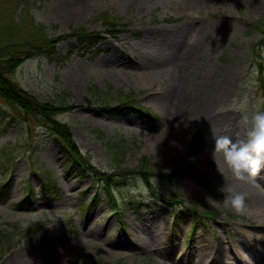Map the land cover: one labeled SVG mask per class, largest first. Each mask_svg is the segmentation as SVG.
Returning a JSON list of instances; mask_svg holds the SVG:
<instances>
[{
	"label": "rangeland",
	"instance_id": "374dc122",
	"mask_svg": "<svg viewBox=\"0 0 264 264\" xmlns=\"http://www.w3.org/2000/svg\"><path fill=\"white\" fill-rule=\"evenodd\" d=\"M179 1L0 0V31L13 20L26 25L7 43L11 54H30L11 77L66 107L58 118L82 155L116 183L111 197L56 135L0 98V264H264V171L240 183L212 154L214 137L238 131L245 140L242 117L264 111L253 65L264 0ZM30 23L54 48L36 52L20 40ZM83 29L101 38L81 46ZM178 31L200 48L179 69L153 72L171 58L153 44ZM179 84L186 99L171 113L156 96ZM49 176L57 200L43 190ZM234 192L246 193L243 215L223 207ZM32 222L40 231L23 232Z\"/></svg>",
	"mask_w": 264,
	"mask_h": 264
},
{
	"label": "trees",
	"instance_id": "16d2710c",
	"mask_svg": "<svg viewBox=\"0 0 264 264\" xmlns=\"http://www.w3.org/2000/svg\"><path fill=\"white\" fill-rule=\"evenodd\" d=\"M109 21H113V17L106 16ZM11 26H7L0 32V49L8 50L7 54L0 56V97L7 101L12 108L17 112V115L24 120L32 118L37 121L41 126L46 127L51 133L56 135L63 144L64 150H66L69 155L70 161L73 164H76L84 169L91 170V174L96 176L99 180L106 182L110 186V180L112 179L111 175L97 171L94 167L90 165L88 158L84 157L77 146L76 142L72 138V132L69 127L57 119V115L63 112L66 107H61L57 103L52 101H44L38 96L29 93L27 90L23 89L12 77L16 71V67L22 61L21 55L26 53L15 52L11 54V47L8 45V39L11 36L19 34L20 31L24 30L26 27L21 21H10ZM30 29L28 30L31 33L22 38V41L25 43L33 42L31 49H35L36 52L42 48L49 46L54 48L55 41L41 37L37 33L35 34L38 27L29 24ZM9 31L11 33L5 36V33ZM33 33V34H32ZM78 37L80 38V45L87 46L89 43L95 41L96 33H89L85 29L77 32ZM38 44L35 46V44ZM3 45V46H1ZM30 56V54L26 55ZM0 186H3L0 184ZM44 191H51L52 196H58L60 194V189L57 186V182L48 177L44 187ZM26 196L30 201H33L34 191L31 187L27 188ZM33 222L29 228L24 229L23 232L31 233L35 226L38 231L40 230V223ZM7 237V236H1ZM0 237V250L6 247V243H2Z\"/></svg>",
	"mask_w": 264,
	"mask_h": 264
},
{
	"label": "clouds",
	"instance_id": "9594fccd",
	"mask_svg": "<svg viewBox=\"0 0 264 264\" xmlns=\"http://www.w3.org/2000/svg\"><path fill=\"white\" fill-rule=\"evenodd\" d=\"M246 139L234 142L229 136L214 137L212 154L222 156L232 178L240 183H255L264 171V111L244 115L241 121ZM223 207L235 214L247 212L246 193L234 192L225 197Z\"/></svg>",
	"mask_w": 264,
	"mask_h": 264
},
{
	"label": "bare ground",
	"instance_id": "6f19581e",
	"mask_svg": "<svg viewBox=\"0 0 264 264\" xmlns=\"http://www.w3.org/2000/svg\"><path fill=\"white\" fill-rule=\"evenodd\" d=\"M194 2H195V4H194ZM179 3H180V6L188 8L190 5L198 6L200 4V0H180ZM179 34H180L179 31L176 32L175 34H173V33L170 35L168 34L169 36L162 43H159V45H157V43L153 44V48L157 54H159L161 56L164 55L165 53H167L169 55L171 54V58L169 59V62H167V63L161 62L159 64H153L152 65L153 67L151 66L153 72L167 73L168 70L174 71L175 69H179V65L182 64V63H180L181 57L183 58V60H185V62H187V61L191 62V58L194 56V52L195 53L197 52V49L200 48L201 43L198 42L196 44L197 46H194L193 43L188 45L187 43L183 42L184 40L180 39ZM152 42H153L152 38L146 40L145 47L150 46V43H152ZM182 45H183V47H181ZM143 46H144V44H143ZM195 48H196V51H195ZM172 55H173V58H172ZM176 57H177V59H176ZM147 71H148V75H150L149 72L151 71V69H149ZM185 89H186L185 85L179 84L176 87V89H174V88L172 89L174 94H172V93L168 94L167 90L161 89V90H163V91H161L162 94L160 96H156V97L160 103H165L166 109H169L172 105V109L170 112L173 113L175 111V109L178 108V107L175 108L176 105H174L173 102L176 100L182 101V100H184V98L186 99V96L184 97V95H185L184 90ZM176 113H177V111H176ZM179 115H181V113ZM233 132L235 134L233 141L234 142L241 141L240 135H236V133L238 134L239 132L238 131H236V132L233 131ZM216 158H218L222 169H225V171L229 172L223 163L222 156L216 155ZM211 176H216V173L213 175L211 174Z\"/></svg>",
	"mask_w": 264,
	"mask_h": 264
}]
</instances>
